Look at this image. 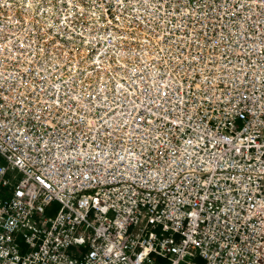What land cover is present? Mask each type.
Here are the masks:
<instances>
[{
  "label": "built area",
  "instance_id": "built-area-1",
  "mask_svg": "<svg viewBox=\"0 0 264 264\" xmlns=\"http://www.w3.org/2000/svg\"><path fill=\"white\" fill-rule=\"evenodd\" d=\"M0 157V264H264V0H0Z\"/></svg>",
  "mask_w": 264,
  "mask_h": 264
},
{
  "label": "rangeland",
  "instance_id": "rangeland-1",
  "mask_svg": "<svg viewBox=\"0 0 264 264\" xmlns=\"http://www.w3.org/2000/svg\"><path fill=\"white\" fill-rule=\"evenodd\" d=\"M4 164V161H3V159L0 157V165H3ZM11 176V174H8L7 175V177H10ZM12 177H15L14 178V182L15 183H17V181L21 178V176L19 175V174H16L15 172H13V175H12ZM2 190V189H1ZM7 191V190H6ZM10 195V192H7V193H5V194H1L0 193V197H8ZM57 209H58V207H57V205L56 204H53L49 209H48V211H47V215L48 216H53V215H55V213H56V211H57ZM154 264H167V263H165V262H158V261H154Z\"/></svg>",
  "mask_w": 264,
  "mask_h": 264
}]
</instances>
